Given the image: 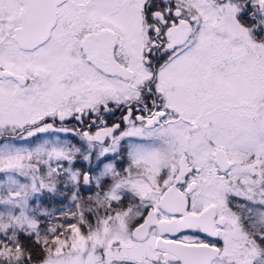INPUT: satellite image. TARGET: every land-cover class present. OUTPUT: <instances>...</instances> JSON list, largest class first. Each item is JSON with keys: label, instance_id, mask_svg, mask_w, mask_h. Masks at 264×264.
I'll list each match as a JSON object with an SVG mask.
<instances>
[{"label": "snow or ice", "instance_id": "snow-or-ice-1", "mask_svg": "<svg viewBox=\"0 0 264 264\" xmlns=\"http://www.w3.org/2000/svg\"><path fill=\"white\" fill-rule=\"evenodd\" d=\"M0 264H264V0H0Z\"/></svg>", "mask_w": 264, "mask_h": 264}]
</instances>
